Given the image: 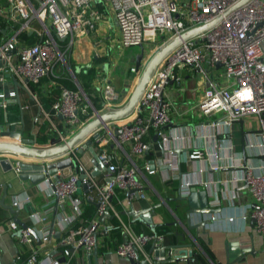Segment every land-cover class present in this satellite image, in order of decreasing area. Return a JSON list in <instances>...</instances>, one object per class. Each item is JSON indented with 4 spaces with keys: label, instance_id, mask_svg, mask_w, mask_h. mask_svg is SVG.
Wrapping results in <instances>:
<instances>
[{
    "label": "built area",
    "instance_id": "built-area-1",
    "mask_svg": "<svg viewBox=\"0 0 264 264\" xmlns=\"http://www.w3.org/2000/svg\"><path fill=\"white\" fill-rule=\"evenodd\" d=\"M239 0H3L0 2V18L8 22L11 32L7 37L0 38V83L4 73L13 75L24 84L39 82L44 77L54 76L58 63L65 61V50L68 48L59 39L71 36L73 32L93 29L101 11L110 8L116 22L120 44L134 46L153 40L156 34L159 39L158 47L163 42L178 35L183 30L200 23H206L215 17H220L210 27L190 38L182 40L171 49L155 66L145 84L128 119L120 123V131L114 136L117 144L130 142L131 151L140 154L147 148L143 139L151 129L165 143L167 136L163 131L164 124L169 120V101L163 97V87L168 79H175L176 69L181 66H191L194 70L204 72L211 70L215 76H224V85L209 83L203 90L202 97L197 102L198 108L207 115L214 116L206 126L210 135L213 129L221 128L228 131L231 125L245 115H255L257 130L248 133L244 144L246 154L259 158L257 163L242 161L240 171L231 176L232 186L245 182L246 190L251 196L252 203H246V209L240 214L241 220L248 217L253 219V227L257 233L264 235V0H246L235 6ZM37 21L39 28L32 29V23ZM27 30H34L32 39L27 40L21 35ZM155 47V48H156ZM6 50H11L6 54ZM147 58V57H146ZM144 58L142 63L146 60ZM218 64V65H217ZM130 70L138 74L133 66ZM98 91L97 104L93 105L87 95L79 87L62 86L58 97L51 103L52 116H60L59 122L51 123V134H46L45 144L49 146L65 141L77 128L97 113L103 112L116 105L117 91L106 76L98 73L95 82ZM13 90L5 92L0 86V105L5 106V96L13 95ZM90 113H87L88 110ZM40 111V110H39ZM46 119L52 117L48 112H40ZM125 117V118H127ZM37 116L34 118L36 119ZM202 128V123H199ZM50 130V129H49ZM113 136V135H112ZM180 136L175 135V138ZM98 138V137H97ZM106 139L100 140L95 146V152L104 166L101 169L94 162L88 167L83 166L77 156L79 148L84 143L69 148L65 154L75 161L78 170L84 172L79 184L78 170L66 177L57 176L49 192V200L42 208L29 213V217L42 222L37 231L41 241H46L52 235L53 228L62 231L58 238L59 246H79L82 250L81 262L86 264V253L93 247L96 232L99 227L97 217L108 210L117 218L120 229L127 241H120L114 247L119 257L133 256L135 252L147 257L142 248L150 234H140L131 231L122 221L111 201L116 188L128 192L137 191L141 183L136 177L137 166L133 163L115 161L112 154L104 146ZM221 143L231 151L229 143L221 139ZM36 145V144H35ZM38 146V145H37ZM79 147V148H78ZM172 154V150L169 152ZM187 159L200 160L203 167L196 172H181L172 156L164 159L159 167L170 168L179 177L178 191L186 195L191 184L206 181L199 180L196 173L203 168L214 170L222 166L232 165L233 156L228 155L227 162L221 164L224 156L217 147H192L186 151ZM20 157L12 161L14 176H18ZM250 160V158H248ZM247 159V160H248ZM49 159H33L32 163H44ZM97 168L102 177L91 175ZM145 168L147 166L145 165ZM42 171H45L42 166ZM97 172V173H98ZM167 177H163L164 180ZM82 182L90 185L89 192L83 198L76 196ZM88 192V193H89ZM95 197V206L88 217L83 215L81 203ZM143 197V192H138ZM236 194L230 193L228 202L232 203ZM65 198L71 201V212L68 215L55 217L56 224L47 223V212L54 203H62ZM29 200L24 195L12 200L13 206H19ZM218 199L209 200L208 206L219 205ZM202 213V212H201ZM232 220V216H228ZM8 230L18 231L20 243L31 242L32 235L21 228L13 219L7 222ZM18 258H11L10 264H17ZM27 264H70L65 259L40 258L31 252L26 258Z\"/></svg>",
    "mask_w": 264,
    "mask_h": 264
},
{
    "label": "crops",
    "instance_id": "crops-1",
    "mask_svg": "<svg viewBox=\"0 0 264 264\" xmlns=\"http://www.w3.org/2000/svg\"><path fill=\"white\" fill-rule=\"evenodd\" d=\"M114 26L117 27L113 14L110 8L106 7L95 21L93 29L85 32H73L71 36L59 39L61 44L64 43L63 45L68 47L65 50L67 59L65 56V61L57 64L54 76L44 77L36 83L26 82L25 84L15 77L20 84L17 86L16 92L12 78L5 76L0 86L4 87L5 92L13 90L14 93L11 96H5V106L0 105V130L19 131L21 138H30L34 134L33 131L36 126L40 124L39 122L34 124L33 116L31 118L32 122L28 125L23 120L21 123L19 119H15L13 116L14 111L16 110L15 108H18L15 95L17 94L21 107L35 105L37 108L39 107V113L41 111L48 112L52 116L51 103L58 97L61 87L65 86V82H71L87 95L82 89L79 80V72L85 69L91 71L87 91L90 97H94L95 100L98 99L95 82L97 81L98 73H102L117 91L115 106L121 105L127 99L136 79V73L131 71L130 67H134L133 55L137 51V47L133 46L130 48L121 44L122 47L126 48V51L121 54H115L110 53V45L107 42L103 44L104 53L100 49V53L98 54L105 56V60H97V57H99L97 54L94 55L93 59V35H103L106 42L110 30ZM38 28L39 23L34 21L32 29L37 30ZM10 32L9 25H6L1 29L0 38L7 37ZM26 33L33 37L35 32L34 30H27ZM142 45L145 51L141 61L154 48L144 43ZM176 76L177 78L175 79H168L163 87V97L169 101V120L163 126V131L167 136L165 143L151 129L143 138L147 143V148L140 154H135L131 151L130 142L128 141L117 144L114 141V130L120 126V123L127 120L128 117L108 121L107 127L101 126L96 130L99 135L98 138L92 140L93 148H95L100 140L106 139L104 146L112 154L115 161L135 164L138 170L136 177L141 183V188L138 192H143L144 194L143 197H139L133 192L128 193L125 190L116 188L111 199L113 206L119 217L130 227L131 231L140 234H150L152 233L151 229L142 220L132 221L126 210L130 207H148L158 203L153 208L154 213L151 215L156 235L160 236L157 242L171 245V248L165 249V252L169 251V254H164V261L160 262V264H186L183 260H165V258L177 254L181 249L178 247L180 246L178 244L189 241L187 236L183 240L180 239L179 233L181 232L188 233L198 245L197 247L192 245L194 250V262L192 264H264V235L254 230L253 221H251L250 217L246 220H241L240 218V214L246 209V203L253 204L251 196L248 194L246 186H242L244 182L234 187L231 183V176L240 171L239 166L243 163L242 161L246 160V162L257 163L259 160L255 156L249 157L246 154L244 146L248 133L258 129L257 118L255 115H245L234 122L228 131L218 128L213 129L214 135L208 134L211 129L206 124L215 118L212 115L201 112L197 102L202 97L204 88L210 82L214 85H224L227 79L224 76H215L211 70L199 72L188 65L178 67L176 69ZM31 87L32 90L30 89ZM5 121H8V123ZM43 121H46V129L45 127L44 129L49 130L51 123L60 121V116H52L50 120L41 116V122ZM200 122L202 123V128L199 125ZM48 134H51V131ZM175 135L180 137L175 138ZM221 139L225 143H229L231 151H228L223 146ZM171 146L177 148L178 152L172 151V154H170L169 148ZM195 146L217 147L224 156L220 158L221 164L227 162L228 155L233 156V158L231 159L232 165L222 166L217 170L203 168L199 173H196L199 180L207 182L206 185L196 183V189L205 190L206 206L212 210L202 213L198 211L189 212V225L196 224L201 220H204V222L202 225L187 229L184 211L188 206L186 198L188 194H180L178 191L179 177L170 168H161L159 164L163 163L165 158L172 156L175 162H177L179 171L183 173L196 172L199 167H203L202 162L185 157L186 151ZM81 149V152H77V156L83 166L88 167L93 163L92 155L87 145L82 146ZM64 156H67V154L63 153L52 160H57ZM5 157L9 160L10 170H6L0 164V196L2 194V185H6L3 204L13 206L11 203L13 199L24 195L28 196L29 200L27 202L13 207L18 210L17 218L34 229L37 234V231L43 224L36 219L30 218L28 215L30 212L42 208V204L49 200V192L54 180H43L36 184H31L27 180H20L17 176H14L11 168L12 161L17 156L10 153L0 154V158ZM22 160L31 163L33 159L21 158L20 161ZM151 163L153 167H149ZM145 165L147 168H145ZM72 170L75 172L78 170L75 161L72 164ZM96 176L101 178V172L96 173ZM163 177L167 178L163 180ZM88 192V190H84L81 187L77 190L76 196L83 198L90 193H94L92 191ZM230 193L236 194L232 203L228 202ZM215 199L220 201L219 205L208 206V201ZM94 206L95 197L93 195L91 199L85 198L81 203L83 215L86 217L90 216L94 210ZM70 212L71 201L69 198H65L62 203L51 205L46 214V221L47 223L54 222L56 224L55 217L58 215H68ZM109 214L112 213L109 212ZM228 216H232V220H228ZM10 219H13L12 213L6 206L0 203V264H10L11 258L15 256L18 258L17 264H27L25 258L32 251L40 258L58 259L63 257L70 264L81 262V248L76 249L77 251L74 250L66 253L65 248H69V246L58 245V238L62 235V231L57 227L53 228L52 235L46 241H41L39 237L35 238L32 236L31 242L22 244L18 241L17 235L8 230L7 222ZM112 225H117V228L113 229ZM55 230L59 231L58 238L53 235ZM123 235L124 232L120 229L115 216H113L112 220L105 218L100 222L95 235L97 254L94 257L91 255V261L95 258L98 264H125L126 258L119 257L114 252L116 242H120L123 239ZM107 239L109 240L108 244ZM151 239L146 238L142 244V248L146 253L151 244ZM242 246H244V249L240 248ZM229 248H235L238 255L227 262V251ZM152 258L151 254L148 255V262L146 264H150Z\"/></svg>",
    "mask_w": 264,
    "mask_h": 264
},
{
    "label": "water",
    "instance_id": "water-1",
    "mask_svg": "<svg viewBox=\"0 0 264 264\" xmlns=\"http://www.w3.org/2000/svg\"><path fill=\"white\" fill-rule=\"evenodd\" d=\"M246 0H239L235 6L241 2H244ZM220 17H215L214 19L206 22V23H200L197 25H194L192 27H189L182 32H180L178 35L172 37L171 39L163 42L158 47H156L146 58L144 63H142L141 58L143 57V53L145 51V48L142 44L137 45V51L133 55V64L135 70L138 71V74L136 76L134 85L127 97V99L119 106H115L113 108H109L103 112L97 113L92 118H90L88 121H86L84 124H82L79 128H77L65 141L58 142L55 144H51L49 146H37L34 143V134L30 138H21L19 131H8V130H0V154L2 153H10L17 157L21 158H32V159H49L48 162L44 163L42 165L41 163H30L26 161H19V173L18 178L20 180H27L31 184H36L40 181L46 180L49 181L50 179H55L57 176L60 177H66L72 173V164L73 161L69 156H64L57 160H52L53 158L62 155L63 153L67 152V150L78 143H84L87 145V148L89 149L91 155H92V162H94L96 165H98L101 169L104 168V166L101 164V161L99 160L95 149L92 146V140L94 138H97L99 133L96 131L101 126L107 127V122L117 119H122L127 117L133 110L139 96L141 95V92L143 91V88L145 84L147 83L149 77L151 76L155 66L161 61V59L171 50L173 49L178 43H180L182 40H185L187 38L192 37L193 35L204 31L208 27H210L212 24H214ZM11 50H6L5 53H10ZM2 65V58L0 57V66ZM218 65V64H217ZM4 76H10L12 78V81L14 83V89L15 92L17 91V86H19V82L16 80V78L13 75H10L8 73H4ZM85 95V93L83 92ZM86 96V95H85ZM16 97V103L18 105L19 109V122L22 123L21 119V104L19 102V99ZM39 113V107L36 110L35 117ZM57 115H59L57 113ZM6 120V118H5ZM8 123V121H5ZM154 130V133L156 134V130ZM120 131V128L117 127L114 130V134H118ZM7 137V138H4ZM81 148L78 149V152H81ZM168 150V149H164ZM169 150L178 152L177 148L170 147ZM151 161V160H150ZM0 164L4 166L6 170H10V164L9 160L5 158H0ZM42 166H44L45 171H42ZM149 167H153V164L151 163ZM59 171V172H58ZM98 172L97 168H94L91 171V175H95ZM84 172L79 169L78 170V179L76 181L77 184L80 182V178L84 177ZM53 181V180H52ZM5 184L2 185V194L0 196V203L4 206H6L9 211L13 215V220L18 223V225L21 228H25L33 237L38 238L36 231L32 228H30L26 223L21 221L17 218V208H14L10 204H3V197L5 195ZM82 188L84 190H89L91 187L88 185L87 182L81 183ZM196 184H191L189 186V192L186 196L187 198V204L184 211V217H185V226L187 229H190L191 227H195L198 225H202L204 220H201L197 222L196 224L189 225V218L188 214L191 211H198V212H205V211H211L212 209L206 206V192L204 189H196ZM199 186V185H198ZM242 186H246L245 182ZM133 192L135 195L138 196V191L135 189H130L128 193ZM197 200L196 202H194ZM158 203L153 204L148 207H140V208H133L130 207L128 210H126V213L131 217L132 221H139L142 220L152 231L153 236H156V232L154 229V225L152 222L151 215L154 213L153 208L157 206ZM105 218H108L110 220L113 219V215L109 214L108 210H104L99 216L97 217L99 222H102ZM251 221L253 219L251 218ZM52 225V223H50ZM104 228V226H103ZM106 228V227H105ZM113 229L117 228V225H112ZM18 231L15 232L16 235H18ZM107 233V231H106ZM55 237H59V231L55 230L53 233ZM180 239L183 240L185 236L188 237L189 241H184L178 245L181 249L177 252V254H174L171 257L165 258V260H183L186 264H192L194 262L193 260V253L194 250L192 248V245L194 247H197V243L195 240L188 234V233H179ZM95 236V234H94ZM121 241H127V237L124 234L123 239ZM109 243V240L107 239V244ZM118 241L116 242V244ZM115 244V245H116ZM173 247V246H172ZM175 247V246H174ZM246 247V246H245ZM80 247L77 246V250ZM166 248H171V245H166L162 243H158L156 240V237H153L151 239V244L147 250L146 256L141 258L140 253L135 252L133 256L127 255L126 256V263L125 264H146L148 262V255H152L153 258L150 262V264H160V262L164 261V254H169L168 252H165ZM241 249H244V246L240 247ZM74 249V250H76ZM76 250V251H77ZM66 253L69 251H73V247L65 248ZM97 254V245L96 240H94L92 250L88 253H86V264H98V262L93 258V261H91V255L94 257ZM238 255L236 253V249L229 248L227 251V262L232 260L234 257ZM160 257V258H158ZM64 259L63 257L58 258V260ZM226 262V263H227ZM74 264H77L75 262Z\"/></svg>",
    "mask_w": 264,
    "mask_h": 264
},
{
    "label": "rangeland",
    "instance_id": "rangeland-1",
    "mask_svg": "<svg viewBox=\"0 0 264 264\" xmlns=\"http://www.w3.org/2000/svg\"><path fill=\"white\" fill-rule=\"evenodd\" d=\"M0 2L2 3L3 0H0ZM108 39L104 40V37L103 35L99 34L97 36H94L93 35V59H94V55L95 54H99L100 53V49H102L103 53H104V45L105 43H109V47H110V53H115V54H121V53H124L126 51V48L122 47V45L120 44V41H119V33H118V29L116 26L113 27V29L110 30V33L108 34ZM159 39V35L156 34L154 36V39L153 40H146L144 42L145 45H149V46H153L154 48L151 49V51H153L156 47V42L157 40ZM98 42V43H97ZM102 43V44H101ZM128 47H133V46H128ZM134 47H137L136 45H134ZM102 54V53H101ZM99 57H97V60H100V61H104L105 60V56L103 55H98ZM66 59H67V56H66ZM32 90V87L30 88ZM25 103H27V101H25ZM28 104V103H27ZM15 114L13 115L15 117L16 120L19 119V112H18V108H15ZM36 109L37 107L34 105L28 107H22L21 109V118L23 120V122H26L27 125L30 124L32 122L31 118L33 116V120H34V124H37L36 122H39V124L41 125V116L42 114L39 113L37 114V118H35V113H36ZM40 125H37L36 128L34 129L33 133H34V143L36 145H44L43 143L45 142V136L43 134V136L40 134ZM46 128V127H45Z\"/></svg>",
    "mask_w": 264,
    "mask_h": 264
},
{
    "label": "trees",
    "instance_id": "trees-1",
    "mask_svg": "<svg viewBox=\"0 0 264 264\" xmlns=\"http://www.w3.org/2000/svg\"><path fill=\"white\" fill-rule=\"evenodd\" d=\"M6 25H8V22H6L5 20L0 18V32H1V29L4 28ZM21 35L24 36L25 38H27V40L32 39L31 35L27 34L26 32H22ZM79 73H80L79 80H80V85H81L82 89L87 93L92 104L96 105L97 100H95L94 97H90V94L87 92L88 91V85H89L88 79H90V77H91V71L89 69H85L84 71H80ZM64 84L67 87L75 88V86L69 81L65 82ZM87 110H88L87 113H90L89 109H87ZM14 114H15V111H14ZM45 125H46V121L41 122L40 134L42 136H43V134L45 136L47 134V132L49 133L50 131H52L51 128H50V130H48V129L45 130L46 129V128L44 129ZM44 131H45V133H44ZM45 139H46V136H45Z\"/></svg>",
    "mask_w": 264,
    "mask_h": 264
}]
</instances>
